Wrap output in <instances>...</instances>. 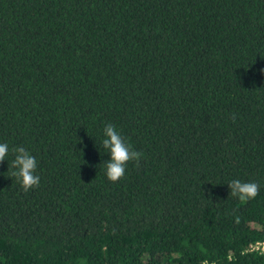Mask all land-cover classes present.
I'll list each match as a JSON object with an SVG mask.
<instances>
[{
	"label": "trees",
	"instance_id": "1",
	"mask_svg": "<svg viewBox=\"0 0 264 264\" xmlns=\"http://www.w3.org/2000/svg\"><path fill=\"white\" fill-rule=\"evenodd\" d=\"M0 143V264H264V0H0Z\"/></svg>",
	"mask_w": 264,
	"mask_h": 264
},
{
	"label": "clouds",
	"instance_id": "2",
	"mask_svg": "<svg viewBox=\"0 0 264 264\" xmlns=\"http://www.w3.org/2000/svg\"><path fill=\"white\" fill-rule=\"evenodd\" d=\"M103 132L105 138L102 140V146L111 154V159L105 163L106 177L116 182L124 177L126 165L130 161H136L138 164L143 153L133 150L113 124H106ZM12 152L14 153L12 168L15 169L12 176L19 179L23 190L27 192L39 186L40 177L36 175V158L23 146L14 147ZM8 154L9 145L0 143V162L4 161ZM228 186L231 190L230 194L242 202L254 199L259 194V185L254 181L243 182L240 179H233Z\"/></svg>",
	"mask_w": 264,
	"mask_h": 264
},
{
	"label": "built area",
	"instance_id": "3",
	"mask_svg": "<svg viewBox=\"0 0 264 264\" xmlns=\"http://www.w3.org/2000/svg\"><path fill=\"white\" fill-rule=\"evenodd\" d=\"M253 249L259 251L262 254H264V242H258L256 245L253 246Z\"/></svg>",
	"mask_w": 264,
	"mask_h": 264
}]
</instances>
